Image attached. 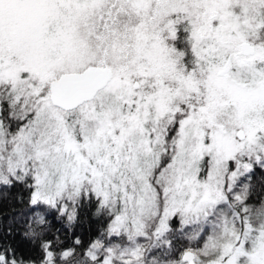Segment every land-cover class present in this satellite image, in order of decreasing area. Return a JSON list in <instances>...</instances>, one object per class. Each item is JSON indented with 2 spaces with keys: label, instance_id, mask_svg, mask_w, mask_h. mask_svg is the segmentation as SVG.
<instances>
[{
  "label": "snow or ice",
  "instance_id": "snow-or-ice-1",
  "mask_svg": "<svg viewBox=\"0 0 264 264\" xmlns=\"http://www.w3.org/2000/svg\"><path fill=\"white\" fill-rule=\"evenodd\" d=\"M15 187L0 264H264V0H0Z\"/></svg>",
  "mask_w": 264,
  "mask_h": 264
},
{
  "label": "trees",
  "instance_id": "trees-1",
  "mask_svg": "<svg viewBox=\"0 0 264 264\" xmlns=\"http://www.w3.org/2000/svg\"><path fill=\"white\" fill-rule=\"evenodd\" d=\"M20 197L24 199L21 200ZM27 212V192L24 189L15 187L0 191V236L10 242L14 241L18 245L20 254L25 256L32 254V245L22 241ZM93 225L94 220H86L81 226L73 230L74 235L86 239ZM9 227L13 228L12 234L6 232ZM56 227L59 228L60 224L57 223ZM61 239H64L63 235H61Z\"/></svg>",
  "mask_w": 264,
  "mask_h": 264
}]
</instances>
